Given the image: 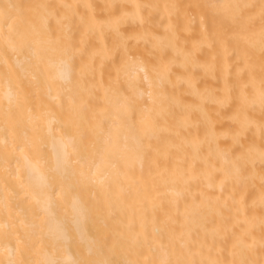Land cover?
I'll use <instances>...</instances> for the list:
<instances>
[{
  "label": "bare ground",
  "instance_id": "6f19581e",
  "mask_svg": "<svg viewBox=\"0 0 264 264\" xmlns=\"http://www.w3.org/2000/svg\"><path fill=\"white\" fill-rule=\"evenodd\" d=\"M0 264H264V0H0Z\"/></svg>",
  "mask_w": 264,
  "mask_h": 264
}]
</instances>
